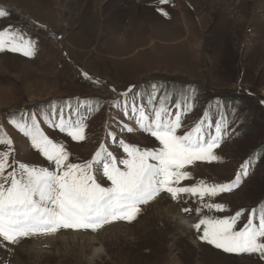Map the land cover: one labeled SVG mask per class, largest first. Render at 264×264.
Here are the masks:
<instances>
[{
	"label": "rangeland",
	"instance_id": "obj_1",
	"mask_svg": "<svg viewBox=\"0 0 264 264\" xmlns=\"http://www.w3.org/2000/svg\"><path fill=\"white\" fill-rule=\"evenodd\" d=\"M0 9L6 12L0 29L12 26L37 44L33 57L0 52V138H12L18 161L47 166L11 123L33 113L45 133L74 154L73 162L90 159L102 143L116 153L110 131L140 147H157L120 110L136 97L151 115L152 105L160 106L159 97L148 100L155 88L168 97L166 107L187 102L180 134L206 113L209 122L224 117L228 125L216 150L223 159L190 166L194 179L183 183L227 182L251 158L254 168L241 185L215 198L227 205L225 212L214 214L246 209L242 227L253 208H264V159H257L264 152L256 151L264 147V0H0ZM131 85L136 88L129 97H120ZM69 103L79 115L65 107V119L85 118V141H72L41 119L52 105ZM121 124L134 131H121ZM194 206L162 194L141 206L132 222L59 230L0 247V264H261L255 255L225 253L200 241L189 229L197 215L182 211Z\"/></svg>",
	"mask_w": 264,
	"mask_h": 264
},
{
	"label": "snow or ice",
	"instance_id": "obj_2",
	"mask_svg": "<svg viewBox=\"0 0 264 264\" xmlns=\"http://www.w3.org/2000/svg\"><path fill=\"white\" fill-rule=\"evenodd\" d=\"M4 16L6 12L0 9V17ZM5 51L33 57L37 44L8 26L0 29V52ZM82 75L91 81L87 73ZM93 83L99 85V81ZM135 88L131 85L119 96L129 97ZM153 92L155 95L149 94L148 100L151 103L159 97L160 106L152 105L151 115L145 106L136 103V97L125 99L120 110L135 121L139 130L155 138L157 147H140L110 131L107 135L116 143V153L102 143L90 159L73 162L74 154L64 143L45 133L36 113L28 120L11 121L47 166L18 161L12 138H0V145L6 146L0 148V247L6 249L7 244L17 245L25 238L54 235L59 230L97 231L110 222H132L141 214V206L167 194L176 202L194 201V207L182 211L197 215L192 227L199 233L200 241L225 253L255 255L264 264V208L259 213L253 208L242 227L238 224L246 209L231 215L214 214L227 208L215 198L241 185L254 168L252 159L241 164L234 178L227 182L196 179L183 183L194 179L190 166L223 159L216 150L228 125L224 117L214 124L209 122L206 113L195 126L180 134L183 117L189 111L187 102H177L169 108L165 106L168 97L155 88ZM65 107L69 113L79 115L78 109L69 103L64 107L52 105L49 112L40 114L41 119L72 141H85V118L65 119ZM121 131L132 133L134 129L121 124Z\"/></svg>",
	"mask_w": 264,
	"mask_h": 264
},
{
	"label": "bare ground",
	"instance_id": "obj_3",
	"mask_svg": "<svg viewBox=\"0 0 264 264\" xmlns=\"http://www.w3.org/2000/svg\"><path fill=\"white\" fill-rule=\"evenodd\" d=\"M172 208H166V212H164L165 214H169V216H171L172 215V217L174 216V214L172 213V210H171ZM175 216H177V217H179V214L177 213V215H175ZM180 217H182V216H180ZM180 219H183V218H180ZM181 222V223H180ZM179 223L181 224V225H183V222H182V220L180 221ZM183 227V226H182ZM189 229L190 230H193L194 228L192 227V226H190L189 227ZM79 235V234H78ZM75 236V235H74ZM84 236V235H83ZM82 236V237H83ZM87 236H85V238H86ZM89 239V238H88ZM87 239V240H88ZM84 240V239H83ZM86 240V241H87ZM91 242V241H90ZM92 242H93V240H92ZM72 243V242H71ZM86 243V242H85ZM74 244V243H73ZM85 249V248H84ZM98 253H100V252H98ZM97 255V254H96Z\"/></svg>",
	"mask_w": 264,
	"mask_h": 264
},
{
	"label": "trees",
	"instance_id": "obj_4",
	"mask_svg": "<svg viewBox=\"0 0 264 264\" xmlns=\"http://www.w3.org/2000/svg\"><path fill=\"white\" fill-rule=\"evenodd\" d=\"M261 150H256L257 152L259 153H263L264 152V147L263 148H260ZM261 151V152H260Z\"/></svg>",
	"mask_w": 264,
	"mask_h": 264
}]
</instances>
